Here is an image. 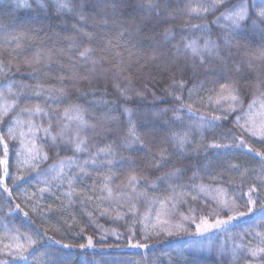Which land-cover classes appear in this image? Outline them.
Returning <instances> with one entry per match:
<instances>
[{"label": "trees", "instance_id": "1", "mask_svg": "<svg viewBox=\"0 0 264 264\" xmlns=\"http://www.w3.org/2000/svg\"><path fill=\"white\" fill-rule=\"evenodd\" d=\"M245 2L252 19H256L254 13L264 7L259 0H228L200 15L190 14L189 9L199 10L202 4L210 5V0H122L115 12L105 6L104 0H70L75 12H57L55 0H42L43 7L37 0H28L29 6L23 7L16 6L13 0H0V25L4 26L0 41L25 29H34L37 43L67 53L57 55L49 67L41 69V77L37 79L29 75L33 67L24 61L34 50L31 42H26L29 46L24 53L11 60V67L0 75V106L16 101L0 124L8 145L6 154L0 143V262L36 264L28 253L39 247L36 255L47 251V264H264V258H253L244 250L264 247L250 235L264 233V214L260 211L234 221L227 231L211 226L227 215L247 212L250 188L256 190L251 193L252 199L264 202L261 182L264 158L259 155L264 153V141L242 133L236 126L235 117L242 114L240 111L229 114L227 121L204 129L195 127L200 121L186 110L180 113L181 121L170 119L172 111L156 115L161 109L179 107L175 96L182 95L183 102L200 113L222 116L224 113L217 110L215 103L219 99L221 109L233 105L249 113L247 124L243 119L241 124L264 129V123L256 118L264 115V60L259 55L264 47V34L251 27V21L239 33L229 34L225 31L228 22L221 17L234 5ZM81 8L87 23L78 20ZM217 17H221L218 24L214 23ZM104 18L108 23L98 25ZM199 24L209 25L208 30L191 28ZM260 27L264 28V24ZM124 29L127 31L123 38L119 42L113 40L116 48L103 50L107 40ZM166 30H170L167 38ZM82 31L92 33L93 39L85 38ZM193 39L201 46L205 39H210L218 48L194 56L190 49H185V43ZM153 42L158 43L159 49L151 46ZM83 46L91 47L92 57L101 60L94 73L89 72L91 63L78 55ZM137 50L140 59L133 57ZM115 51L122 54L126 65L121 75L115 74L114 65L119 59ZM175 53L178 61L175 59L174 65L166 67L165 63L171 62ZM0 59L8 64L10 56L5 52ZM74 72L88 78L75 84L65 79L67 97L59 102L46 103V93L36 97L34 88L24 87L40 84L59 88L61 84L56 77H68ZM44 73L48 74L47 78ZM173 80L183 81L185 87L182 90L173 87ZM231 82H236L242 104L228 99V91L220 92L221 84ZM9 84L12 93L7 90ZM120 90H125L126 95L122 96ZM37 104L48 110L54 133L60 130L58 124H67L65 132L69 139L77 132L87 137V151L76 154L73 145L60 140L53 147L42 132L36 137L29 135L26 124L17 129V135L20 131L25 133L23 137L8 139L7 128L21 109ZM72 105L83 107L88 128L80 130L76 121L61 118L64 109ZM125 108L133 113L132 119L140 125L141 134L156 127L161 135L145 138V147L123 145L128 135ZM105 116L113 119L103 120ZM19 118L48 126L47 117L23 114ZM172 132L190 133L183 153L168 139ZM241 136L248 147H209L212 143H238ZM33 140L35 148L29 152ZM109 144L113 146L110 156L101 153L96 164H84L98 149ZM165 149L168 163L157 167L155 162ZM35 152L47 153L48 159L37 162L32 159ZM69 157L84 167V173L75 164L69 167L66 163L64 182L45 184V180L55 175L50 169L56 166L59 171L60 162ZM107 160L114 161L111 168ZM177 169L181 170L179 175L165 181L158 179ZM110 173L113 179L108 187L112 196L108 198L107 190H103V178ZM74 174L79 175L69 188L67 177ZM194 174L195 179H191ZM132 175L137 177V183L129 187ZM200 186H204L203 191L199 190ZM225 200L234 205L232 211L222 209L220 202ZM133 206L135 215L127 211ZM254 207L258 209L259 203ZM198 226L202 231L197 232ZM36 232L46 233L40 242L42 247L33 245L25 253L27 259H20L17 245L27 247L24 236L35 239ZM193 240L201 242L203 247H189ZM82 244L86 247L80 248ZM136 244L148 246L134 247Z\"/></svg>", "mask_w": 264, "mask_h": 264}, {"label": "snow or ice", "instance_id": "2", "mask_svg": "<svg viewBox=\"0 0 264 264\" xmlns=\"http://www.w3.org/2000/svg\"><path fill=\"white\" fill-rule=\"evenodd\" d=\"M37 2L43 7L42 0H37ZM228 0H210V5L209 4H202L200 9H189V13H195L197 15H200L202 13H207L211 10H214L218 7L221 6L222 3H226ZM13 3L16 6H29L28 5V0H13ZM105 6L110 7L113 12L117 11L119 8V5L122 3V0H104ZM259 3L261 5H264V0H259ZM55 5H56V10L57 12H75L76 9L75 7L70 5V0H55ZM255 7V4H253V8ZM256 16V19H252V15L249 12V6L248 4L241 3L240 5H234L232 9L227 10L226 12L221 14V17L228 22L225 26V31L229 34L231 33H239V30L241 29L242 26L247 27L248 22L251 21V27L254 29H258L262 34H264V28H261L260 25L264 24V7H261L258 11L254 13ZM221 17H217L216 21L214 23L219 22ZM78 20L80 22L87 23L88 18L83 14V10L81 8L80 13L78 14ZM257 20L259 23H257ZM108 20L107 18L101 19L100 21L97 22V24H107ZM75 27V25H74ZM4 26L0 25V30H3ZM192 29H203V30H208L209 25L207 24H199V25H192ZM127 30L124 29L116 34L114 38L108 39L105 48L103 50H111L116 48V44L113 43V40L119 42L125 32ZM36 30L34 29H25L23 31L17 32L15 34L9 35L5 40L0 41V55L3 53L7 52L10 56V61L8 64H5L2 59H0V75L3 74L4 69L10 68L11 67V60L17 59L19 56H21L24 53L25 47L29 46L26 44V42H31L30 47L34 49L30 55H27L24 57V61L26 64L29 66L33 67V72L29 73L30 76L39 79L41 77V69L42 68H47L49 67L55 57L57 55L63 56L66 55V50L64 49H56V48H48L43 42L37 43V37L34 34ZM85 38L88 40L93 39V34L88 33V32H83L81 33ZM170 34V30L165 31V36ZM70 41H74L75 37H68ZM227 39V37H226ZM218 48V45L215 44V42L211 41L210 39H205L203 46L199 45L197 43V40H189L185 43V49H190L192 54L194 56L200 55L202 51H207L211 53L213 49ZM102 50V51H103ZM67 51H71V48H69ZM93 49L88 46H83L82 50L78 51L79 57L83 58L85 62L91 63L92 67L89 69L90 73H94L96 71V66L97 64L101 63V60L94 59L92 57ZM114 55L119 58L117 59L116 64L114 65L115 68V74L116 75H121L123 72L126 71V65L125 62L122 59V54L119 51H115ZM131 55V54H130ZM260 58L264 60V47H262L260 53ZM153 58H155L153 56ZM71 59V57H69ZM201 63H204V58L203 56L200 57ZM63 67V65H61ZM17 70H19L17 68ZM47 73H44V77L47 78ZM87 76H80L78 73H73L71 76L64 77V76H59L56 77V79L60 82L61 87L55 88V87H44L40 84H37L35 86H29L25 85L24 87H30L34 88L33 95L36 97H40L42 94H47L45 96V102L51 100L54 102H59L62 99H65L67 97V88L64 85L65 79H68L75 84L78 82L80 79H87ZM173 87H178L179 89H183L185 87V84L183 81L177 82L176 80H173ZM202 86V84H201ZM259 87V85H257ZM220 92H225L228 91L230 93V96L228 99H230L234 103H240L242 102L239 101V88L236 85V82H231L229 84H221L220 86ZM8 92L12 93V84L8 85ZM210 92L213 91V89L209 90ZM121 95L125 96L126 92L125 90H120ZM19 95V94H17ZM192 96V91L189 90V99H191ZM175 100L179 102V107L174 108V109H161L160 112H158L156 115H160L161 112L167 113L168 111L173 112V116L170 118L175 121H181L182 116L180 113L184 110L187 111L188 114L190 115H195L197 116L198 120L200 121L199 124L195 125L196 128L198 129H204L209 125L215 126L218 124V122L221 121H227L229 114L233 113L234 111H240L242 112L241 115H237L235 117L234 123L236 126L241 130L242 133L247 134L250 133L252 137H260L262 141H264V129L256 130L253 127H246L247 124V117L249 113H244L242 110V107L237 109L233 105H230L227 109H221L219 108V99L215 101L217 104V110L222 111L224 114L222 116H218L215 114H209L205 115L203 113H200L199 111L195 110L191 104H186L183 102V97L182 95L175 96ZM209 102H212V97L208 96ZM13 104H16V101H13L12 104H9L5 102L3 106H0V124L3 123V118L7 116L9 109L13 107ZM252 105H249V109H251ZM124 114H127L128 116V121H127V137L123 139L122 143L123 145L127 147H131L133 144H139L141 147H145L144 140L147 137H159L161 135L160 131L156 127L148 128L145 129L143 134L140 133V125L135 123L132 119L133 113L125 108L123 110ZM27 114L29 117L32 116H43L48 118V126L45 127L43 124H36L33 120L29 119L27 121L21 120L19 117L20 115ZM62 119H66L69 121H76L78 123V127L80 130H84L89 127L88 121L84 119V109L82 106L79 105H72L70 107H67L64 109L63 114H62ZM103 120H108V119H113L111 117L105 116L102 118ZM245 120L246 124H241V120ZM27 125L28 128V134L31 135L32 137H36L37 133L42 132L44 134V138H47L51 141V145L53 147H57V140H60L66 144H71L73 145V151L76 154H79L81 152L87 151V137H83L77 132L75 136H73L71 139H69L66 136L65 130L68 128L67 124L64 125H57L59 127V131L53 132V124H52V118L49 116V112L46 108L41 107L39 104L33 106V107H26L21 109V113L17 115L11 122L10 126L7 128V137L8 139H16L19 137H23L25 133L23 131H20L17 135V129H19L22 125ZM91 127H95V125H92ZM189 132H172L170 137L168 139L174 141L177 145V151L179 153H183L188 144H189ZM0 143L4 145L5 153L7 154V149L8 145L7 142L5 141V136L0 131ZM23 141H22V147H23ZM209 147L212 148H237V147H248V145L245 143L243 136L240 137L238 143H232V144H217V143H212L209 145ZM35 148V141L33 140L32 148H29L28 151L32 152L33 149ZM252 150V149H249ZM113 152V146L111 144L107 145L105 148L98 149V151L93 154V156L89 160H85L84 164H96L97 160L96 157H98L101 153H103L106 157L110 156ZM165 150H162L160 158L158 161H156V166L157 167H162L164 164L168 163L166 157H165ZM259 155L264 158V153H259ZM32 159L36 160L39 162L40 160H47L48 156L47 153H40V152H35L32 156ZM68 164L69 167L75 164L77 167H80L81 173H84V167L81 166L76 160L72 159L71 157L67 158L66 161H61L59 164V171L56 170V166H53L50 171L54 172L55 175L52 176L51 180H45V184H51L54 181H60L61 183L64 182L65 179V174H64V167L65 164ZM114 161L113 160H107L106 164L109 168L112 167ZM36 165H33L35 168ZM5 172L7 173V169H5ZM181 172L180 169H177L174 172H168L165 173L164 176L159 177L158 179L160 181H165L168 180L174 176L179 175ZM39 175V173H37ZM79 174H74L72 176L67 177V184L69 188H71L74 184V181L77 179ZM15 179H23V177H16ZM113 179V175L110 173L109 175L105 176L103 178L104 180V189L107 190L108 192V198H111L112 196V190L108 187V184L111 182ZM191 179H195V174ZM264 183V180L261 181ZM137 183V177L135 175H132L129 177L128 180V186L131 187ZM200 191L204 190V186H200ZM41 191H44V189H41ZM174 191V189H173ZM253 191H256L254 188L249 189V194H248V199H247V205H248V210L247 212H237L235 215H227L226 219H217L215 221V224L211 225L212 227L215 228H223V230L227 231L228 227L236 220H238L241 217L247 216L249 214H253L255 211H260L262 214H264V202H261L260 200H253L251 193ZM239 199V197H237ZM221 207L223 210L226 212H230L233 210L234 205L229 203L228 201H221ZM259 203V208H255L254 206ZM19 207V206H17ZM35 211V209H34ZM128 212L132 214H136V209L135 207H130L127 209ZM25 216H27V213H24ZM147 218V215L145 216ZM156 225H153V228H155ZM166 230V229H164ZM202 231V229L198 226L197 227V232ZM170 234V233H169ZM35 239L32 238V236H24V239L27 241V247L17 245V247L20 249L19 252L17 253L18 257L20 259H27L25 256V253L28 252L29 248H32L33 245H38L41 246L40 244L41 240L46 236V233H34ZM250 235H253L254 238H257L259 240V243L261 245H264V233H252ZM51 239V238H49ZM55 243H60V241H54ZM88 244H92V238L89 237L88 239ZM134 247H140V248H147V244H136L133 245ZM66 247V246H65ZM80 248H85V245H79ZM189 247H195V248H200L203 247L201 242L193 240L190 244ZM223 248V246H221ZM248 254H250L251 257H261L264 258V247H245L244 249ZM39 251V247L34 249L32 252H29L28 255H32L34 260L36 261V264H47V256L48 252H41L39 256L36 255V253ZM50 251H56L55 249H52ZM235 253V250H234ZM0 264H6V262H0Z\"/></svg>", "mask_w": 264, "mask_h": 264}, {"label": "rangeland", "instance_id": "3", "mask_svg": "<svg viewBox=\"0 0 264 264\" xmlns=\"http://www.w3.org/2000/svg\"><path fill=\"white\" fill-rule=\"evenodd\" d=\"M141 16V15H140ZM151 15L149 14V16L148 17H150ZM147 17V16H146ZM145 20V19H144ZM146 21V20H145ZM135 23V22H134ZM151 36V35H150ZM131 40H133V39H131ZM138 42L139 43H141L142 42V40H138ZM155 45V46H154ZM151 46L154 48V47H156L157 49H159L158 48V43L157 44H155V42H153L152 44H151ZM52 47V46H51ZM151 47V48H152ZM151 52H152V50H151ZM152 54V53H151ZM133 57L134 58H139V57H141V54H140V52H139V50H137L134 54H133ZM177 58H179V56H177L176 55V53L174 54V57H171V62H168V63H165V65H166V67H169V66H171V65H174L175 64V62H174V60L175 59H177ZM140 59V58H139ZM177 61H178V59H177ZM185 65V64H184ZM176 69V68H175ZM174 69V70H175ZM176 72H178V70L176 69L175 70ZM256 118H258L260 121H262L263 123H264V115H263V113L261 114V115H258ZM204 226H208V227H210V225L209 224H205Z\"/></svg>", "mask_w": 264, "mask_h": 264}]
</instances>
